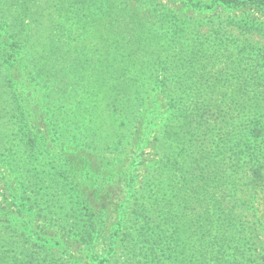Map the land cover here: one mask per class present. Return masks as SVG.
Masks as SVG:
<instances>
[{"label": "rangeland", "instance_id": "obj_1", "mask_svg": "<svg viewBox=\"0 0 264 264\" xmlns=\"http://www.w3.org/2000/svg\"><path fill=\"white\" fill-rule=\"evenodd\" d=\"M263 70L264 0H0V204L51 227L34 258L87 262L99 218L87 264H264Z\"/></svg>", "mask_w": 264, "mask_h": 264}, {"label": "trees", "instance_id": "obj_2", "mask_svg": "<svg viewBox=\"0 0 264 264\" xmlns=\"http://www.w3.org/2000/svg\"><path fill=\"white\" fill-rule=\"evenodd\" d=\"M255 79L257 86L259 85L258 92L261 93L257 97V100L261 103L264 101V70L261 75ZM210 83L211 84L207 87V97L204 100V105H194V111L196 115H198L197 118L208 116L210 112H213L218 108L217 105L214 104V101L210 100L209 97L214 92L212 87H214L215 84L211 81ZM254 113V116L249 121L247 126V135L255 141V147H258L259 149V157L250 168V185L256 183L259 178L261 168L264 166V108H261L258 105V107L254 108ZM209 133L210 130L206 131L205 135L209 136ZM89 205L90 204L87 202L84 206V208L88 211L91 209ZM149 207L156 208V200L150 202ZM147 211L148 208L146 206H143V209L141 210H137L134 217L141 221V225L136 227V233L138 234L140 244L146 246V253L148 256L154 257L155 247L153 238L156 235L157 226L155 225V221L148 216ZM20 214L21 210L19 208L16 209L11 204L3 207L0 204V264H87L95 260L94 254H92L90 250L94 244L95 236L103 229L99 218L86 220L80 236L75 237L76 240L74 239L75 244L78 243V245L85 250L83 252L87 256V262L86 258L84 261L81 260L82 263H80L77 259L70 261L67 256V250L60 248L61 256L58 260L49 263H40L39 260L37 261L34 258L37 249L33 248L37 247L43 250H50L51 247L48 243L51 242V240H54L50 235L51 227L49 228L48 225L35 226L31 221L32 215L27 214L22 217ZM27 233L30 235L27 236ZM172 262H174V259L171 260V263Z\"/></svg>", "mask_w": 264, "mask_h": 264}]
</instances>
